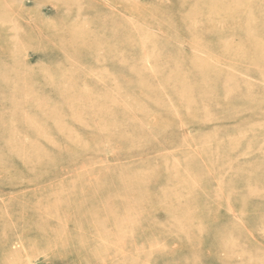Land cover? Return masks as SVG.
<instances>
[{"label":"rangeland","instance_id":"1","mask_svg":"<svg viewBox=\"0 0 264 264\" xmlns=\"http://www.w3.org/2000/svg\"><path fill=\"white\" fill-rule=\"evenodd\" d=\"M5 3L0 264H264V0Z\"/></svg>","mask_w":264,"mask_h":264},{"label":"bare ground","instance_id":"2","mask_svg":"<svg viewBox=\"0 0 264 264\" xmlns=\"http://www.w3.org/2000/svg\"><path fill=\"white\" fill-rule=\"evenodd\" d=\"M5 1L6 0H0V3L3 5V6H5L6 7V5H7V3H5ZM12 1V0H11ZM8 10V9H7ZM10 11H12V9L11 10H8L7 12H10ZM8 15V14H7ZM1 42H6L5 40H2ZM0 42V43H1ZM8 48H6V50H7Z\"/></svg>","mask_w":264,"mask_h":264}]
</instances>
